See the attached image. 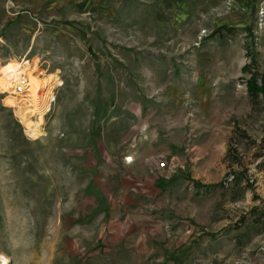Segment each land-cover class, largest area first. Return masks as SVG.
<instances>
[{"label": "rangeland", "instance_id": "obj_1", "mask_svg": "<svg viewBox=\"0 0 264 264\" xmlns=\"http://www.w3.org/2000/svg\"><path fill=\"white\" fill-rule=\"evenodd\" d=\"M38 1L0 0V71L28 61L53 85L27 120L0 93V256L264 264V0ZM142 134L164 206L113 236L83 165L117 173Z\"/></svg>", "mask_w": 264, "mask_h": 264}, {"label": "crops", "instance_id": "obj_2", "mask_svg": "<svg viewBox=\"0 0 264 264\" xmlns=\"http://www.w3.org/2000/svg\"><path fill=\"white\" fill-rule=\"evenodd\" d=\"M38 3V0H18V4L21 6L32 8ZM57 3L53 2V7L57 6ZM179 4V2H176L175 5L179 7ZM168 6L174 7L173 4ZM133 125L137 127L135 122H133ZM152 141L143 134L136 136L135 147L130 148L125 156L132 157L133 161L126 163L121 156L122 164L117 172L118 174L114 173L111 168L107 169L105 163L98 166L95 162L93 170L88 168L87 165H83L84 173L94 179L92 183L98 181L96 184L100 183L102 185V193L97 196L101 199V203L91 210V216L96 212L105 218L106 222H103V228L100 231L107 229L109 232H113L114 236V230L124 229L126 232L137 230L138 227L134 226L138 222L149 228L151 214L156 215L157 209L164 206L163 201L166 198L167 187L162 184L161 178L155 172V167L151 168L150 166L154 156ZM144 213L145 216L143 217ZM86 222L89 224L90 219H87ZM86 230L89 232L90 229L87 228ZM119 233V235L115 233L116 236L119 239L123 238L125 232ZM100 238H102V234ZM117 242H123V240Z\"/></svg>", "mask_w": 264, "mask_h": 264}, {"label": "bare ground", "instance_id": "obj_3", "mask_svg": "<svg viewBox=\"0 0 264 264\" xmlns=\"http://www.w3.org/2000/svg\"><path fill=\"white\" fill-rule=\"evenodd\" d=\"M22 76L27 78L29 87L24 95H17L13 88ZM41 76L37 72V68L28 61H9L3 64L2 71H0V93L15 97L17 110H19L23 120L33 117L35 110L29 111L30 108L36 107L39 111L44 109L53 92V85L48 83L46 77L42 78ZM0 260L7 264L6 257L0 256Z\"/></svg>", "mask_w": 264, "mask_h": 264}, {"label": "built area", "instance_id": "obj_4", "mask_svg": "<svg viewBox=\"0 0 264 264\" xmlns=\"http://www.w3.org/2000/svg\"><path fill=\"white\" fill-rule=\"evenodd\" d=\"M29 87V83L27 78H25V76H22L19 80V82L16 84V86L13 88V90L15 91V93L17 95H24ZM131 158V161H129V159ZM127 163H131L133 161L132 157H127L125 160ZM156 166L157 169L162 171L164 173V175L167 176V170H168V165L166 162L165 158H160L159 161H156Z\"/></svg>", "mask_w": 264, "mask_h": 264}, {"label": "trees", "instance_id": "obj_5", "mask_svg": "<svg viewBox=\"0 0 264 264\" xmlns=\"http://www.w3.org/2000/svg\"><path fill=\"white\" fill-rule=\"evenodd\" d=\"M256 75L252 76V78L248 82V92L251 96H264V76L261 79V85L257 83Z\"/></svg>", "mask_w": 264, "mask_h": 264}]
</instances>
